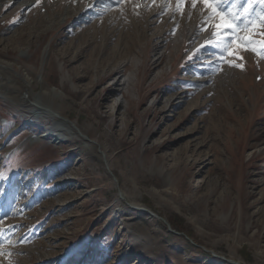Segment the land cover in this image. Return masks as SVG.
Returning <instances> with one entry per match:
<instances>
[{
  "label": "rangeland",
  "instance_id": "1",
  "mask_svg": "<svg viewBox=\"0 0 264 264\" xmlns=\"http://www.w3.org/2000/svg\"><path fill=\"white\" fill-rule=\"evenodd\" d=\"M217 22L200 0L0 8V61L85 126L0 93V264H264V54L233 39L264 29L218 47Z\"/></svg>",
  "mask_w": 264,
  "mask_h": 264
},
{
  "label": "bare ground",
  "instance_id": "2",
  "mask_svg": "<svg viewBox=\"0 0 264 264\" xmlns=\"http://www.w3.org/2000/svg\"><path fill=\"white\" fill-rule=\"evenodd\" d=\"M11 1L13 0H0V8ZM17 1L18 0H14L15 3ZM34 1L35 0H22V3L32 5ZM35 79L38 78L27 76L20 71L18 72L15 69V66L9 61H5L4 59L0 61V93L7 96L18 106L33 111L34 117L41 118L45 116L53 118L55 125L53 131L57 132L60 137H69L76 134L74 128H77L78 125L70 121L71 119L69 116L59 110L67 101H59L61 99L60 95L47 85H43L42 90L37 92L34 86ZM83 127L85 126L81 125L77 128L80 131V134L83 132ZM36 138L34 137L33 139L35 140ZM61 139L60 142H63ZM90 140H92L93 143H96L95 140Z\"/></svg>",
  "mask_w": 264,
  "mask_h": 264
},
{
  "label": "snow or ice",
  "instance_id": "3",
  "mask_svg": "<svg viewBox=\"0 0 264 264\" xmlns=\"http://www.w3.org/2000/svg\"><path fill=\"white\" fill-rule=\"evenodd\" d=\"M200 2L206 7L209 8L212 12V15L218 18V22L213 25L217 30L213 33V36H221L220 40L216 41V46L225 44L226 41H229V36L225 33L236 34L238 29L241 28V24L245 29H264V7L261 8L260 13H256L255 5L259 3L264 6V0H232V7L224 9L222 11H217V7L223 6V4L228 3L229 0H200ZM39 3V0H37ZM183 3V0H177L178 6ZM193 6L195 7L197 0H192ZM91 6V5H90ZM235 9V11L233 10ZM255 14V19H248L249 16ZM256 21H259L257 24ZM261 36H264V31L259 32ZM233 39L240 40L244 45L250 46L253 52H257L256 44L260 45V51L258 54H264V40L252 41L248 36H238L235 35ZM208 43H211L209 41ZM207 46V45H204ZM202 46V47H204ZM241 47V44H237L236 49L231 50L228 54L236 59H242L238 56V50ZM227 51V48L224 49ZM229 66L243 69V64L235 63V59L228 61ZM2 178V177H0Z\"/></svg>",
  "mask_w": 264,
  "mask_h": 264
},
{
  "label": "trees",
  "instance_id": "4",
  "mask_svg": "<svg viewBox=\"0 0 264 264\" xmlns=\"http://www.w3.org/2000/svg\"><path fill=\"white\" fill-rule=\"evenodd\" d=\"M170 222H171V224H172V227L174 228V229H176V228H178V229H181V231H184V229H183V223H184V221L183 220H181V219H171L170 218ZM243 250H246L245 248L243 249Z\"/></svg>",
  "mask_w": 264,
  "mask_h": 264
},
{
  "label": "water",
  "instance_id": "5",
  "mask_svg": "<svg viewBox=\"0 0 264 264\" xmlns=\"http://www.w3.org/2000/svg\"><path fill=\"white\" fill-rule=\"evenodd\" d=\"M151 213V212H150ZM153 214V213H152ZM155 215V214H154ZM156 217H158V218H160V219H163L165 222H166V224L168 225V230H170V231H172V232H174V233H176L177 232V230H174L173 228H172V225H171V223L166 219V218H163L161 215L159 216V215H155Z\"/></svg>",
  "mask_w": 264,
  "mask_h": 264
}]
</instances>
